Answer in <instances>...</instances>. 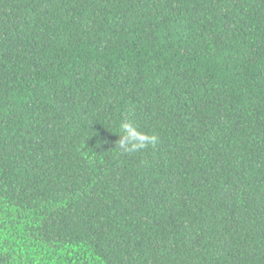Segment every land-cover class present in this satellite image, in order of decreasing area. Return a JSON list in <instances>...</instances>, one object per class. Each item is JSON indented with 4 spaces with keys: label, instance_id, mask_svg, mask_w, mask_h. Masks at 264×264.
I'll list each match as a JSON object with an SVG mask.
<instances>
[{
    "label": "trees",
    "instance_id": "trees-1",
    "mask_svg": "<svg viewBox=\"0 0 264 264\" xmlns=\"http://www.w3.org/2000/svg\"><path fill=\"white\" fill-rule=\"evenodd\" d=\"M0 264H264V0H0Z\"/></svg>",
    "mask_w": 264,
    "mask_h": 264
},
{
    "label": "clouds",
    "instance_id": "clouds-1",
    "mask_svg": "<svg viewBox=\"0 0 264 264\" xmlns=\"http://www.w3.org/2000/svg\"><path fill=\"white\" fill-rule=\"evenodd\" d=\"M120 139L116 143L121 154H132L154 146L158 136L142 131L134 121H122L120 124Z\"/></svg>",
    "mask_w": 264,
    "mask_h": 264
}]
</instances>
